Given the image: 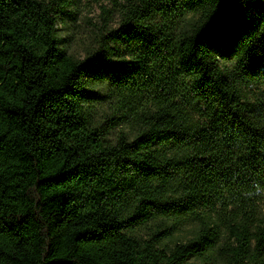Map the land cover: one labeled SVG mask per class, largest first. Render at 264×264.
I'll list each match as a JSON object with an SVG mask.
<instances>
[{"label": "trees", "instance_id": "1", "mask_svg": "<svg viewBox=\"0 0 264 264\" xmlns=\"http://www.w3.org/2000/svg\"><path fill=\"white\" fill-rule=\"evenodd\" d=\"M76 3L0 0V264H264V0Z\"/></svg>", "mask_w": 264, "mask_h": 264}, {"label": "rangeland", "instance_id": "2", "mask_svg": "<svg viewBox=\"0 0 264 264\" xmlns=\"http://www.w3.org/2000/svg\"><path fill=\"white\" fill-rule=\"evenodd\" d=\"M76 1V13L73 17H64L60 21L59 34L63 38V45L71 54L83 57L90 47L98 44L99 27L103 25L102 7H112L113 0Z\"/></svg>", "mask_w": 264, "mask_h": 264}]
</instances>
